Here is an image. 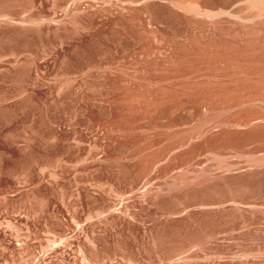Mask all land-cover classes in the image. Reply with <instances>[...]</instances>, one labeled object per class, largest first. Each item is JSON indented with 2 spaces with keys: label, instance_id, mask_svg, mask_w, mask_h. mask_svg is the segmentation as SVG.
Instances as JSON below:
<instances>
[{
  "label": "rangeland",
  "instance_id": "rangeland-1",
  "mask_svg": "<svg viewBox=\"0 0 264 264\" xmlns=\"http://www.w3.org/2000/svg\"><path fill=\"white\" fill-rule=\"evenodd\" d=\"M173 5L0 0V264H264V29Z\"/></svg>",
  "mask_w": 264,
  "mask_h": 264
},
{
  "label": "bare ground",
  "instance_id": "bare-ground-1",
  "mask_svg": "<svg viewBox=\"0 0 264 264\" xmlns=\"http://www.w3.org/2000/svg\"><path fill=\"white\" fill-rule=\"evenodd\" d=\"M173 6L192 16L207 18L211 24L244 38H256L264 29V0H235V12L204 9L198 0H168ZM250 53V52H249ZM241 55L238 60H245Z\"/></svg>",
  "mask_w": 264,
  "mask_h": 264
}]
</instances>
